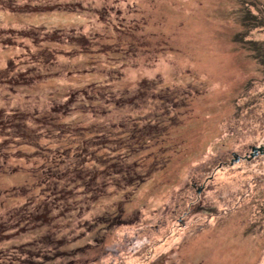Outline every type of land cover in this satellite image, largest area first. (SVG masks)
I'll use <instances>...</instances> for the list:
<instances>
[{
	"label": "rangeland",
	"instance_id": "1",
	"mask_svg": "<svg viewBox=\"0 0 264 264\" xmlns=\"http://www.w3.org/2000/svg\"><path fill=\"white\" fill-rule=\"evenodd\" d=\"M260 147L264 0H0V264H264Z\"/></svg>",
	"mask_w": 264,
	"mask_h": 264
},
{
	"label": "water",
	"instance_id": "2",
	"mask_svg": "<svg viewBox=\"0 0 264 264\" xmlns=\"http://www.w3.org/2000/svg\"><path fill=\"white\" fill-rule=\"evenodd\" d=\"M259 149H260V151L262 150V152H263V148L260 147ZM254 152L257 153V148H256V147L254 148ZM253 154H254V153H253Z\"/></svg>",
	"mask_w": 264,
	"mask_h": 264
},
{
	"label": "flooded vegetation",
	"instance_id": "3",
	"mask_svg": "<svg viewBox=\"0 0 264 264\" xmlns=\"http://www.w3.org/2000/svg\"><path fill=\"white\" fill-rule=\"evenodd\" d=\"M261 148H263V152H264V147H261ZM261 151H262V150H261ZM261 151H260V152H261ZM260 152H259V153H260ZM263 152H262V153H263Z\"/></svg>",
	"mask_w": 264,
	"mask_h": 264
},
{
	"label": "trees",
	"instance_id": "4",
	"mask_svg": "<svg viewBox=\"0 0 264 264\" xmlns=\"http://www.w3.org/2000/svg\"><path fill=\"white\" fill-rule=\"evenodd\" d=\"M5 44H10V43H8L7 41L6 42H4Z\"/></svg>",
	"mask_w": 264,
	"mask_h": 264
}]
</instances>
